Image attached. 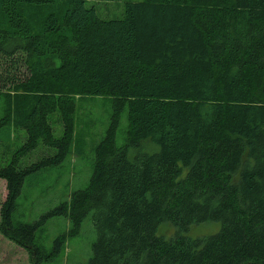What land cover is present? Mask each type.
Here are the masks:
<instances>
[{
    "label": "trees",
    "instance_id": "obj_1",
    "mask_svg": "<svg viewBox=\"0 0 264 264\" xmlns=\"http://www.w3.org/2000/svg\"><path fill=\"white\" fill-rule=\"evenodd\" d=\"M121 15L0 0V236L30 264L56 261L84 222L86 264H264V0H127ZM100 97L110 120L84 155L77 102ZM74 155L90 156L86 183L29 220L28 188ZM205 222L220 227L185 235Z\"/></svg>",
    "mask_w": 264,
    "mask_h": 264
},
{
    "label": "rangeland",
    "instance_id": "obj_2",
    "mask_svg": "<svg viewBox=\"0 0 264 264\" xmlns=\"http://www.w3.org/2000/svg\"><path fill=\"white\" fill-rule=\"evenodd\" d=\"M125 1L127 0H86V5L93 6L100 18L113 19L120 18L122 16L121 14L123 12ZM110 115L111 102L109 98L100 97L93 100H85L83 103L77 102V108L75 112L77 141L75 143V146L79 147V150H81L84 155L91 154L92 147L104 136L105 130L110 120ZM125 127L126 113L124 112L121 115L119 127L116 133V143L118 145L122 144L123 142L120 132ZM60 132L61 130L55 131L56 135H60ZM89 157H86V159H88ZM71 158L73 159V161L68 167L70 173L63 175L60 180H53L50 183V187H48V185L46 187L44 186V180H34L32 184L38 187L28 188L27 191L29 194H27V199H30L29 201H27L25 207L26 209H28L29 220L32 219L33 216L44 211L46 209V206H50L51 202L65 197L68 194L69 188H80L86 183V180L90 175L89 166L91 168V160L87 161L83 157L77 158L76 155ZM5 162V160H1L0 165H4ZM66 167L67 163L65 164L63 169H66ZM83 181L85 182L83 183ZM66 182H69V188L67 187ZM38 194L42 195L37 196ZM5 197V182L0 179V206ZM24 200L21 199V202H24ZM37 200H39V202ZM55 204L51 205L50 207L54 206ZM166 225V223H162L157 229V234L163 235L165 237H170L169 235L172 230L165 227ZM88 226L92 228L89 223L84 222L80 234L74 239H71V241H69L70 244H68L67 249L62 251L57 257L56 261L54 260L55 262L52 261L53 263L51 262L50 264H86L90 256L91 243L95 239V231L93 228L92 233H87ZM219 227L220 225L217 222H205L200 224L198 223L190 226L185 232V235L190 238L207 237L216 233ZM62 230L63 229L61 228L57 232H50V244L47 243L48 246L50 245L51 247L52 238ZM30 263L31 259L29 253L25 249L0 236V264Z\"/></svg>",
    "mask_w": 264,
    "mask_h": 264
}]
</instances>
